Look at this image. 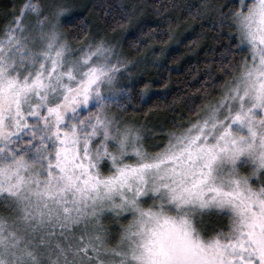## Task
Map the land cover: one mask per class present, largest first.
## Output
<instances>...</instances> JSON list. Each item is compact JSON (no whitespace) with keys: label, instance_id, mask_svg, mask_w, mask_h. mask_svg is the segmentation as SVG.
Segmentation results:
<instances>
[{"label":"snow or ice","instance_id":"6c2138e0","mask_svg":"<svg viewBox=\"0 0 264 264\" xmlns=\"http://www.w3.org/2000/svg\"><path fill=\"white\" fill-rule=\"evenodd\" d=\"M71 7L26 0L0 27V264H264V0L161 5L219 47L159 130L130 112L163 105L140 65L180 20L137 35L141 6L105 12L133 58Z\"/></svg>","mask_w":264,"mask_h":264},{"label":"trees","instance_id":"16d2710c","mask_svg":"<svg viewBox=\"0 0 264 264\" xmlns=\"http://www.w3.org/2000/svg\"><path fill=\"white\" fill-rule=\"evenodd\" d=\"M24 2L26 0H0V27L11 19V15L6 16L5 14L18 10ZM171 2L195 7L204 3L205 0H76L75 3L76 9L81 8L84 11L83 14L80 13L75 16L76 18H86L93 33L106 34L109 38L120 40L125 51L129 52L133 58L137 57L128 47L125 30L117 29L116 32H112L108 29L103 20L105 12L119 11L122 4L124 6L132 4L141 6L143 11L137 10V14L127 29V31H134L137 35L140 34L141 29L147 31L150 27L164 26V17L166 16H174L180 20L179 27L174 26V41L167 45V50L158 63L152 64L149 62L147 65H140L139 79L153 82L154 98L156 96H166L163 105L159 107L149 105L141 111L130 112L132 119L157 130L172 128L174 117L177 118L179 123L186 124V118L191 113L188 112L184 101L189 94L193 97L199 95L196 89L200 88L205 67L214 64L215 53L212 49L219 47L213 43L210 32L207 33L204 39H197L200 25L204 24L207 28V21L199 18L185 19L184 7L164 11L161 5ZM209 2L222 3L224 0H209ZM69 4L73 5V2L69 1ZM157 8H159V12ZM65 31L70 33L67 25H65ZM156 47L159 48V45ZM140 55H147L151 59L150 49H146ZM161 80L167 82L168 87L166 89L155 87ZM181 117L185 119H180ZM108 223V226L111 227V221Z\"/></svg>","mask_w":264,"mask_h":264},{"label":"rangeland","instance_id":"374dc122","mask_svg":"<svg viewBox=\"0 0 264 264\" xmlns=\"http://www.w3.org/2000/svg\"><path fill=\"white\" fill-rule=\"evenodd\" d=\"M69 1L73 2V5L70 4V5L72 6V7H71L70 17H75V16L79 15L80 13H81V14L84 13L83 9H81V8H77V9H76V6H75L76 0H68V2H69ZM28 19L30 20V19H32V17L29 16ZM63 22H64V17H62V23H63ZM108 222H109V221H105L106 225H109Z\"/></svg>","mask_w":264,"mask_h":264}]
</instances>
